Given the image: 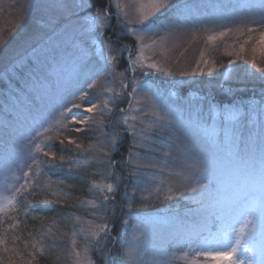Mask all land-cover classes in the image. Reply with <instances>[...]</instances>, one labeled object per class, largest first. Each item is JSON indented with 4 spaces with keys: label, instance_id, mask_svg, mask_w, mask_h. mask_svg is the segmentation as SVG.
<instances>
[{
    "label": "snow or ice",
    "instance_id": "obj_1",
    "mask_svg": "<svg viewBox=\"0 0 264 264\" xmlns=\"http://www.w3.org/2000/svg\"><path fill=\"white\" fill-rule=\"evenodd\" d=\"M174 6V0H127L126 3L122 0H104L103 7L92 4L91 0H79L78 3L76 0H54L48 5L55 9L58 15L53 14L43 19L41 27L63 29L68 35L73 52L70 54V61L65 60V64L70 68V77L64 81L58 78L56 85L53 86L47 83L46 76L36 75L30 85V91L27 87H20L19 82H16L27 99L23 111L19 114L21 124L26 125L21 137L22 143L17 148L23 155L13 160L7 168L4 188L8 194L0 195V215L7 216L9 210L18 211L20 197L31 195L37 189L50 190L52 175L63 173L64 177L59 178L57 183L64 184L65 180L77 179L76 174L85 171L86 166L90 164L105 169V172L93 173L94 175H103L105 179L116 181L107 184L92 182L89 188V191L103 193V198L99 204L92 201L87 203L94 209L104 212L110 210L107 207L109 202L115 204V194L124 180V177L115 172L118 164L131 169L127 175L128 179L140 178L146 169H158L162 174L165 172L166 164L160 167L158 161L141 163L139 154L134 155L133 149L143 148L151 152L155 147V140H151L148 133L156 127L163 131L165 125L161 123L162 120H168V126L185 125L180 120L169 119L170 113L161 115L160 105L155 99L157 93L153 91V85L147 79L140 81L135 76L132 77L131 92L127 93L131 97L127 101L128 108L119 109L121 115L111 121L115 127L123 128L122 133L113 131L110 141H100L97 138V143L88 144L87 147L84 146L83 140L89 139L91 133L104 125V118L112 115L117 99L122 97L123 90L129 87L124 83L125 73H136L138 69L146 68L148 71L141 73L145 77L151 75L173 77V73L159 63L147 62L150 56L146 53L155 55L157 45H162L166 40V37H160L159 40H153L151 37L158 31L156 21ZM256 6L264 9V0ZM113 20L119 32H115ZM108 29H113L117 40L122 36L133 38L135 50L129 44H120L118 49L113 47L116 42L111 36H106ZM236 31H240L242 36L247 35V40L235 53L236 58L243 59L245 44L251 43L252 58L247 63L252 68H258L260 73L258 78L264 81V67H259L256 60L257 54L264 58V17L259 22L258 39H253L256 28L245 26L242 31L240 29ZM231 32L233 29L228 28L211 33L207 36V42L214 43ZM146 39L151 40V43H145ZM5 45L6 42L0 43V53L3 52ZM125 53L127 65L123 72L118 73L116 68L119 59L124 57ZM227 54L232 56L234 53ZM50 55L52 62L55 63L56 50L53 49ZM93 56L98 57L95 62L92 60ZM18 62V57L13 58L0 69V83H13L12 73L17 70ZM200 63L207 68L209 76L216 73V64L209 66V62L204 60L201 53V61L192 75L203 74L204 69L199 66ZM235 63V60H229L228 67ZM42 71L39 66L35 69L36 73ZM179 75L187 76L189 73L180 72ZM220 75L222 82L218 87L222 96L234 97L241 88L238 86L234 89L228 85L233 74L225 71ZM106 76H111L112 79L107 80ZM117 78L120 79V92L111 87ZM102 79H105L103 85L100 84ZM141 93L145 107L150 108V111L134 107L141 103V99L137 98ZM246 107L264 116V95L261 96L256 108L239 104L235 100L210 104V113L222 117L220 121L223 126L222 136L221 132H217L215 125L209 128L199 119L187 122V127L203 135L207 151L184 164L179 172L170 171L168 174L184 176L185 171L192 170L193 174L189 177L190 186L178 195L182 198L187 194L199 205L195 209V215L202 216L204 223L203 227L191 229L178 238L182 256L173 259H182L185 264H200V257L211 260L214 264H254V261L256 264H264V146H262L264 141L258 134L255 139L250 138L243 149L238 146L236 125L245 118ZM130 110L142 112L145 117L151 116L153 120L147 127L138 130L136 124H129V117L123 115ZM139 123L143 125L144 121L141 120ZM260 130L264 132V124L260 125ZM125 134L133 138L128 157L126 161L113 160L112 156L119 150ZM97 154L102 158H96ZM164 155L171 154L165 152ZM42 178L44 183H41ZM163 183L160 182L161 185ZM160 191L161 188L158 186L157 193ZM168 192L171 194L164 197L167 200L174 199L177 195L171 187L168 188ZM51 195L59 196V193L52 191ZM134 198L135 193L128 198L126 207L130 210L136 206L133 203ZM51 203L45 199L42 205L28 204L23 209L24 214L27 216L29 212H51L53 210L49 206ZM111 211L115 214L116 208L113 207ZM92 214L96 215V212ZM11 219L16 220L15 217ZM0 223H3L2 219ZM19 223L20 221L16 220L15 223H10L8 228L15 229ZM123 223L128 224L129 221L124 220ZM87 224L88 229L81 227L79 232L85 234L86 240L90 233L94 243L91 247L86 245L82 252L77 250V231L73 230L71 239L73 264H93L89 252L100 251L104 247L101 245V238L105 241L116 239L110 236V229L106 223L93 225L92 221H87ZM136 228L139 231L140 225H136ZM142 235L143 232L140 233V236ZM140 236H133L127 242L126 248L120 253V264H144ZM12 239L15 242L19 238ZM6 243L7 239L0 236V246ZM28 247L26 241L25 248ZM31 248L32 251L28 253L30 259L25 264H33L38 258H46L42 238L40 241L34 239ZM3 251L8 252L9 249L4 247ZM12 251L16 256H21L15 249ZM21 259L23 260L22 256ZM0 264H14V260L12 257H8L6 262L0 259ZM151 264L169 262L161 256L153 257Z\"/></svg>",
    "mask_w": 264,
    "mask_h": 264
},
{
    "label": "rangeland",
    "instance_id": "obj_2",
    "mask_svg": "<svg viewBox=\"0 0 264 264\" xmlns=\"http://www.w3.org/2000/svg\"><path fill=\"white\" fill-rule=\"evenodd\" d=\"M227 1L174 0L175 6L156 21L157 26H159L158 31L151 37L153 40L166 37V40L162 45H157L155 55L146 53L150 56V60L147 62L159 63L171 71L173 77L167 78L158 75L145 77L141 73L148 71L146 68L138 69L136 73H125L124 83L128 84L129 87L124 89V95L117 99L112 115L104 118V125L91 133L89 139L83 140L84 146L87 147L88 144L97 143V138L100 141H110L113 131L122 133L123 128L115 127L111 121L121 115L119 109L128 108L127 101L131 97L127 93L131 92L132 77L135 76L140 81L147 79L153 85V91L157 93L155 99L156 103L160 105L161 115L170 113L169 119L180 120L185 125L183 127L180 124L168 126V120H162L161 123L165 125L163 131L156 127L148 133L150 139L155 140V147L151 152L143 148L133 149L134 155L139 154L141 163L158 161L160 167L166 164L167 168L163 174L158 169H146L140 178L128 179L127 175L131 169L121 167L118 164L115 172L124 177V180L115 194V204L108 203L107 207L110 209L108 212L98 211L87 203L92 201L99 204L103 198V193L89 191L92 182L98 184L116 183L114 179H105L103 175L99 174L94 175L93 173L105 172V169L98 165H87L85 171L76 174L77 179L65 180L64 184L57 183L59 178L64 177V174L56 173L51 176L50 190L37 189L31 195L20 197L18 207L20 204H25L23 205L25 207L28 204L42 205L45 199L62 207L56 208L53 212L56 218H52L53 223L49 224L50 228H55L52 229L51 233L57 237H52L49 240L45 237L48 242L43 243L45 252L51 248V252L56 258L54 261H58V264H73V257L71 256L73 230L77 231V250L82 252L86 245L92 246L94 242L90 233L86 240L85 234L79 232L81 227L88 229L87 221H92L93 225L106 223L110 229V236L115 237V240L119 236L122 237L119 252L116 249L115 240L105 241L101 238V245L104 247L100 251L92 250L89 252L93 264H98V260L102 261L103 264H120L121 251L126 248L127 242L133 236H140L141 232L143 235L140 236V244L143 250L144 264H151L153 257L159 258L161 256L169 264H185L182 259H173V257L182 256L178 238L191 229L203 227L204 221L202 216L195 215V209L199 205L191 200L187 194L182 198L178 195L179 192H183L190 186L189 177L193 174L192 170L185 171L184 176H170L168 173L170 171L179 172L184 164L207 151V143L203 135L199 131L187 127V122L199 119L205 126L211 128L215 125L217 132H221L223 126L220 121L222 117L210 113V104L235 100L239 104L256 108L261 96L264 95V81L258 78L260 76L258 68H252L247 63L252 58V44H245L243 59H237L235 56L240 45L247 40V35L242 36L240 31H236L237 29L242 31L245 26L256 28L257 31L253 33V39L259 38V22L264 17V9L256 5L260 4L262 0H231L225 5ZM53 2L54 0H0V43L6 42L3 52L0 53V69H3L13 58H19L16 65L17 70L12 73L13 83L7 84L6 87L0 85V93L11 94L12 103H10V107L19 104L20 113L27 103L25 93L20 91V87H27L30 91V85L34 82L36 75L46 76L47 83L53 86L56 85L58 78L64 81L70 77V68L65 64V60L70 61V54L73 52L68 35L63 32V29L41 27L43 19H47L53 14L58 15L55 9L48 7ZM76 2L78 3L79 0ZM91 2L94 4L92 0ZM122 2L126 3L127 0H122ZM112 10L115 11L114 8ZM112 24L115 32H119V28L115 27V20L112 21ZM228 28L233 29V32L214 43L207 42L209 34ZM106 36H111L112 40L116 42L113 47L117 49L120 44H129L135 50L136 44L131 37L122 36L117 40L113 29H108ZM145 43H151V40L146 39ZM53 49L57 53L55 63L52 62L50 55ZM229 52L234 54L229 56L227 54ZM201 53H203L204 60L209 62V66L213 63L217 66V71L212 76L207 74V68L204 67L203 63L199 65L204 69L203 74L192 75L197 69L198 62L201 61ZM126 56L127 53L124 54L125 59ZM97 59L96 56L92 57L93 62ZM229 60H235L236 63L228 67ZM256 60L259 67H264V58L257 54ZM37 66L42 68V73L35 72ZM124 69L118 62L116 72H123ZM225 71L233 74L228 85L236 89L237 87L233 86V81L242 77L244 81L240 85L241 90L239 91L251 90V94H245L243 97L237 91L234 97H223L218 85L222 82L220 74ZM180 72H187L189 75L181 76L179 75ZM252 73L256 75L253 76ZM256 78L263 82V86L257 88L253 84ZM105 79L111 80L112 77L106 76ZM105 79L100 81L101 85L105 83ZM16 82H19L20 87L17 86ZM111 87L120 92V79L117 78ZM215 96L218 99H215ZM137 98L141 99V103L134 105L135 108H144L145 111L151 110L145 107L142 93ZM244 111L245 118L236 125L237 144L241 149L245 147V143L250 138L255 139L258 134L264 141V132L260 130V125L264 124V116L249 110L247 107ZM123 115H127L129 124L135 123L138 130L141 127H147L153 120L151 116L145 117L142 112L131 110L124 112ZM141 120L144 121L143 125L139 123ZM4 121H6L5 116L0 114V125L6 128L4 131L8 134L6 138H3L7 139L5 142L0 140V195L8 194L4 188L5 175L13 160L23 155L17 151V148L22 143L21 137L26 128V125L21 124L20 117L13 122L6 121L8 123L6 125L3 124ZM132 143L131 135H123V142L112 159L126 161ZM165 152L171 155L165 156ZM96 158L102 157L97 154ZM161 181L164 182L162 185L160 184ZM41 183H44L43 178ZM74 186L78 189L73 188ZM158 186L161 188L159 193H157ZM169 187L177 194L171 200L164 198L171 194L168 192ZM52 191L58 192L59 196H52ZM133 193H135L133 203L136 206L130 210L126 204ZM113 207L116 208L115 214L111 211ZM23 209L24 207L22 211ZM12 212L13 210H9L7 215L10 216ZM93 212H96V215H93ZM0 217L6 216L0 215ZM117 217H120V221L116 224L115 219ZM124 220H128L129 223L124 224ZM138 224L140 225L139 231L136 228ZM116 230L120 233L116 234ZM199 260L200 264H214L213 261L204 257H200ZM254 264H256L255 261Z\"/></svg>",
    "mask_w": 264,
    "mask_h": 264
},
{
    "label": "trees",
    "instance_id": "obj_3",
    "mask_svg": "<svg viewBox=\"0 0 264 264\" xmlns=\"http://www.w3.org/2000/svg\"><path fill=\"white\" fill-rule=\"evenodd\" d=\"M94 4L104 6V0H92ZM231 2V0H228L226 4ZM172 12V11H171ZM128 43H130L128 40H126ZM119 63L121 67H126L127 61L125 57H122L119 59ZM244 79L241 77V79L236 78L233 81V86L240 87V85L243 83ZM256 87L263 86V82L259 81L258 78L254 79L253 82ZM0 85H3V87H6L7 84L5 83H0ZM251 91V90H250ZM250 91L242 90L239 91L241 96L244 97L245 94H249ZM251 94V93H250ZM215 95V94H214ZM215 99H218L216 96L214 97ZM12 95L8 94L6 92H1L0 93V114L5 116L6 121H11L16 120V118L19 117L21 107L19 104H15L14 107H10V103H12ZM9 105V107H7ZM16 116V117H15ZM6 121L3 122V124H8ZM0 140L2 142H5L7 139L6 138L8 134H6V128L3 125H0ZM74 184V183H73ZM82 187V186H81ZM75 189H78L77 187H73ZM80 189V188H79ZM74 190V189H71ZM20 204V207H18L17 210H13V212L6 217H0V219L3 220V223H0V236H3L7 239V243L3 246H0V259H3L5 262L7 261L8 257H12L14 260V264H25V262L30 259L28 256V253L32 251L31 248V243L35 239L37 241H40L42 238V243H47L49 239H52V237H57L53 233H51L52 229L55 228H50L49 224L53 223V219H55V210L56 208H62L61 206L57 204L51 203V208L53 209L51 212H29L27 216L24 214V211H22V208L25 206V204ZM57 205V206H56ZM63 208H65L63 206ZM12 217H15L16 220H19L20 223L15 229H9L8 225L10 223H15L16 220L11 219ZM35 217V219H33ZM53 218V219H52ZM115 223L117 224L118 221H120V217H117L115 219ZM52 226V225H51ZM116 230V234H119ZM13 237H18L19 239L15 240L13 242ZM47 237V238H45ZM28 242L29 247L25 248V242ZM120 245H122V237H117V240H115V246L116 249L118 250ZM7 247L9 249L8 252H4L3 248ZM49 249V246H47ZM12 249H15L16 251L21 253V256L23 257V260L21 259V256H16ZM119 252V250H118ZM46 258H38L37 261H33V264H58V261L56 258L53 256V252L50 250L45 252ZM98 264H103L102 261H97ZM100 262V263H99Z\"/></svg>",
    "mask_w": 264,
    "mask_h": 264
}]
</instances>
